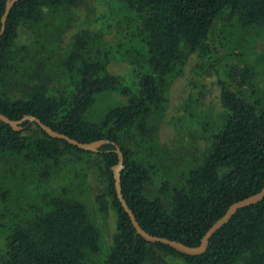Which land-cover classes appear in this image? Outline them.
<instances>
[{
  "label": "trees",
  "instance_id": "1",
  "mask_svg": "<svg viewBox=\"0 0 264 264\" xmlns=\"http://www.w3.org/2000/svg\"><path fill=\"white\" fill-rule=\"evenodd\" d=\"M72 24L77 31L52 60L47 42ZM259 37L264 0H18L0 36V112L34 115L80 142H116L122 194L139 224L196 246L232 203L264 185ZM193 57L213 73L221 111L187 100L167 123L188 144L162 145L151 124L168 114L171 76ZM113 59L120 71L109 69ZM21 125L0 120V264H264V197L238 208L203 253L186 255L135 235L114 189V145L86 151ZM93 178L102 224L77 191Z\"/></svg>",
  "mask_w": 264,
  "mask_h": 264
},
{
  "label": "rangeland",
  "instance_id": "2",
  "mask_svg": "<svg viewBox=\"0 0 264 264\" xmlns=\"http://www.w3.org/2000/svg\"><path fill=\"white\" fill-rule=\"evenodd\" d=\"M103 9V8H102ZM74 14H77L75 12ZM73 25V24H72ZM66 27V25H65ZM77 25H73L70 28H66L67 31L62 36H58L57 32L53 35L49 41L47 42V52L46 55L52 57V60H56L59 58V54L63 52V47L68 43V38L71 35V32L77 31ZM107 47L112 48V55L114 58L115 51L114 49V41L115 36L111 35L106 38ZM256 49L257 51H261L264 53V38L259 37L256 41ZM196 62H198L194 57L185 65L183 71H180L177 74H172L171 76V85L169 87V103H168V114H166L162 120V122H153L151 124L152 134L153 136H157L162 143V145L179 147L181 144H188L189 140L186 136L182 134V132H178L174 128H172L168 123V115H175L179 112V108L181 110L182 106L187 100H190L193 104V107L198 111H208L209 113L217 114L221 111L219 109V96L217 94V86L215 81L213 82V73L208 71L205 68H200L197 66ZM124 63L119 62L117 59H113L109 65V69L113 71H120L123 67ZM203 86V87H202ZM216 104V106H215ZM193 145L197 150L203 149L205 144L202 142H194ZM0 174H2V169H0ZM72 174H64L62 181L64 183L69 184L72 182ZM4 176H0V187L1 183L4 181ZM83 183V182H82ZM85 187V188H84ZM100 183H98L93 178L89 183L80 184L77 188V191L81 193L80 197L85 201L86 207L89 211L90 217L97 223H103L100 216L95 212L96 203L94 202V195L100 190ZM83 189V190H82ZM1 191V188H0ZM94 209V213L92 210ZM112 216L110 215L108 221H111ZM105 243H109V238L105 237ZM1 254V253H0Z\"/></svg>",
  "mask_w": 264,
  "mask_h": 264
},
{
  "label": "water",
  "instance_id": "3",
  "mask_svg": "<svg viewBox=\"0 0 264 264\" xmlns=\"http://www.w3.org/2000/svg\"><path fill=\"white\" fill-rule=\"evenodd\" d=\"M18 1V0H6L5 2V9L4 13L1 17V28H0V36L2 32L4 31L5 28V21L7 18V15L13 6V4ZM0 120L3 122L9 124L13 129L19 130L22 128V122L23 121H30L36 123L43 131H45L49 136L58 138V139H63L67 141L69 144H72L82 150L86 151H98V149L105 144H112L115 146V153L117 154V163L111 167L112 169V174H113V179H114V189L116 193V197L123 208V210L126 212L128 215L134 229H135V235L141 236L145 241L151 242V243H161L164 245H167L176 251L186 254V255H198L203 253L206 250V247L209 243V239L212 236V234L220 228L224 223H226L229 218L235 213V211L243 206L252 204V203H257L261 201L264 197V185L260 189V191L249 195L241 200H238L234 203H232L228 209L225 211V213L218 218L204 233L202 236L200 243L196 246L188 245L185 244L179 240L175 239H170L164 236H158V235H153L149 232H147L137 221L136 216L133 212V210L130 208L128 205L126 199L124 198L122 194V189H121V170L123 168V153L120 149V147L116 144V142L108 139H98L94 140L91 142H80L74 138H71L70 136L60 133L54 129H52L50 126L42 122L39 118H37L34 115L31 114H24L21 119H11L5 114L0 112Z\"/></svg>",
  "mask_w": 264,
  "mask_h": 264
}]
</instances>
